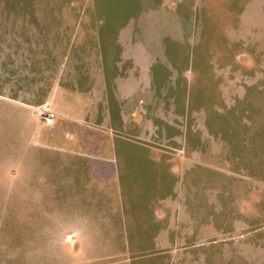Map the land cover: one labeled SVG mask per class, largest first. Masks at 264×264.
I'll list each match as a JSON object with an SVG mask.
<instances>
[{"label": "rangeland", "instance_id": "rangeland-1", "mask_svg": "<svg viewBox=\"0 0 264 264\" xmlns=\"http://www.w3.org/2000/svg\"><path fill=\"white\" fill-rule=\"evenodd\" d=\"M243 2L0 0V101L23 110L0 104V264H264V13ZM124 28L152 47L136 65Z\"/></svg>", "mask_w": 264, "mask_h": 264}, {"label": "crops", "instance_id": "crops-1", "mask_svg": "<svg viewBox=\"0 0 264 264\" xmlns=\"http://www.w3.org/2000/svg\"><path fill=\"white\" fill-rule=\"evenodd\" d=\"M238 1H244L241 6H240V15L244 16L247 15L249 13L255 14L258 11V17L261 18V20L263 19L262 15L264 13V0H238ZM261 1L262 5L261 8H259L258 10L254 9L255 7V2ZM243 23V22H242ZM263 24V23H261ZM260 24V25H261ZM242 25H246V24H242ZM256 27V26H255ZM258 28V27H257ZM264 27L261 28V31L263 30ZM228 43H232L235 44L233 46H237L238 48H247L246 45L248 44H242V42L244 43H257L260 41V39L262 37H258V39L254 42L252 40H249L244 34H236L233 31H228ZM133 31L132 29L126 30V28H124V30H119L118 36H117V41L116 44L119 45V47L122 49V55L120 56L121 59H123L124 61H127L128 63H131L132 65H136L137 63V56H136V52L138 49H150L152 48L151 46L148 45H139V42L136 41V39H134V36H132ZM139 45V46H138ZM143 52L144 56H142L145 59L150 58V53L147 52ZM0 104H5L6 106L8 105L9 107H12L15 109L14 106H12V104H7V103H3L0 101ZM20 106H24L20 104ZM15 110L17 111H23V110H19L18 108H16Z\"/></svg>", "mask_w": 264, "mask_h": 264}, {"label": "built area", "instance_id": "built-area-1", "mask_svg": "<svg viewBox=\"0 0 264 264\" xmlns=\"http://www.w3.org/2000/svg\"><path fill=\"white\" fill-rule=\"evenodd\" d=\"M40 114L43 115V117H44L48 122H50V121L53 119V117H54V114H53V113H51V112H47V111L41 112Z\"/></svg>", "mask_w": 264, "mask_h": 264}]
</instances>
